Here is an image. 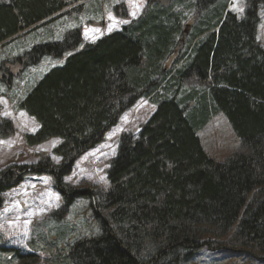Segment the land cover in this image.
I'll return each mask as SVG.
<instances>
[{
	"label": "trees",
	"instance_id": "1",
	"mask_svg": "<svg viewBox=\"0 0 264 264\" xmlns=\"http://www.w3.org/2000/svg\"><path fill=\"white\" fill-rule=\"evenodd\" d=\"M82 1L0 0V49ZM244 2L239 19L230 0H145L136 20L94 43L83 44L73 29L13 59L25 69L62 61L17 102L38 126L25 144L59 139L51 153L60 162L44 158L1 171L0 208L25 176L48 175L63 198L52 215L90 201L97 227L51 264H180L209 247L206 235L232 229L246 254L264 258V49L257 41L264 0ZM139 100L154 112L136 136H121L107 190L71 189L63 180L74 163ZM218 114L244 150L223 163L208 157L198 138ZM0 252L37 264L33 255Z\"/></svg>",
	"mask_w": 264,
	"mask_h": 264
},
{
	"label": "rangeland",
	"instance_id": "2",
	"mask_svg": "<svg viewBox=\"0 0 264 264\" xmlns=\"http://www.w3.org/2000/svg\"><path fill=\"white\" fill-rule=\"evenodd\" d=\"M78 4L49 25L0 49V65L3 71L7 70L6 77L10 79L7 81L0 72V172L12 166L33 165L44 158L53 165L60 162L51 153L60 143L59 139L34 147L25 144L24 136L34 134L38 126L34 119L17 109V102L48 70L61 65L62 61L44 59L38 66L25 69L13 59L33 44L59 40L73 29L81 30L83 44L94 43L136 20L146 5L145 0H83ZM229 10L241 19L244 0H230ZM258 18L257 41L264 49V9L258 10ZM153 112L152 104L139 100L122 114L100 144L74 163L64 183L79 191L107 190L106 171L116 155L121 136H136ZM198 138L205 154L219 163L244 151L222 114L213 116L199 131ZM91 204L79 199L65 213L52 215L61 209L63 198L54 189L51 177L25 176L16 187L3 194L0 249H14L21 255H33L37 264H51L58 257L57 253L62 254L74 240L96 233ZM233 232L234 229L221 238L206 235L209 247H201L180 264H264L262 256L255 257L242 250ZM11 257L9 252H0V264L23 263Z\"/></svg>",
	"mask_w": 264,
	"mask_h": 264
},
{
	"label": "bare ground",
	"instance_id": "3",
	"mask_svg": "<svg viewBox=\"0 0 264 264\" xmlns=\"http://www.w3.org/2000/svg\"><path fill=\"white\" fill-rule=\"evenodd\" d=\"M165 3V2H164ZM74 12V11H73ZM22 34V33H21ZM205 111V110H204ZM206 121V120H205ZM51 161V160H50ZM70 174V173H69ZM53 252V251H52ZM9 257V256H8ZM14 258V257H13ZM30 264V263H29Z\"/></svg>",
	"mask_w": 264,
	"mask_h": 264
}]
</instances>
